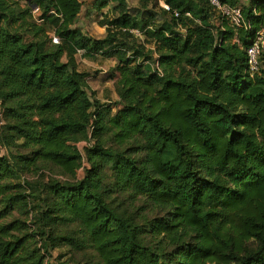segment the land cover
<instances>
[{
    "label": "trees",
    "instance_id": "obj_1",
    "mask_svg": "<svg viewBox=\"0 0 264 264\" xmlns=\"http://www.w3.org/2000/svg\"><path fill=\"white\" fill-rule=\"evenodd\" d=\"M158 2L93 0L95 39L81 0H0V264L60 247L77 264H264V52L253 76L246 59L264 1L239 30L209 0ZM78 56L115 61L116 107Z\"/></svg>",
    "mask_w": 264,
    "mask_h": 264
},
{
    "label": "rangeland",
    "instance_id": "obj_2",
    "mask_svg": "<svg viewBox=\"0 0 264 264\" xmlns=\"http://www.w3.org/2000/svg\"><path fill=\"white\" fill-rule=\"evenodd\" d=\"M84 4L83 12L80 16L78 27L82 29V31L95 39H102L105 36V30L100 26V22L102 20L103 13L107 12L108 9H104L102 12L95 11L91 9L93 0H81ZM128 3L129 10L133 13L137 8H139V0H126ZM162 0H159L158 4L162 6ZM240 7H244L239 5ZM88 8L91 10V13L88 14ZM109 18H112L116 15L114 12L108 11ZM134 14V13H133ZM138 39L143 42L144 37L140 35V33L134 31L133 32ZM153 48V46H148V48ZM78 65L80 69L84 70L88 73V86L91 90L90 93H93L94 97L98 99L101 104L109 105L111 107H116L118 99L116 97L115 92V81L116 74L113 72L115 67L114 60H105L103 58L97 57L94 60H86L81 57H77ZM116 109L113 108L112 113H115ZM5 124V116L3 110L0 106V134L2 131V127ZM84 143H78L77 147L79 150L83 151ZM0 155L8 156L7 149L0 144ZM45 176L60 178L55 169L46 168L42 172ZM78 178H82V171L78 172ZM26 179L36 180L37 176H27ZM67 249H63L60 247L51 253V256L46 258L45 264H77L76 260H72L70 255H65ZM81 261L82 259H78ZM85 262V261H84Z\"/></svg>",
    "mask_w": 264,
    "mask_h": 264
},
{
    "label": "built area",
    "instance_id": "obj_3",
    "mask_svg": "<svg viewBox=\"0 0 264 264\" xmlns=\"http://www.w3.org/2000/svg\"><path fill=\"white\" fill-rule=\"evenodd\" d=\"M264 1V0H263ZM209 4L226 19L229 24L235 29H247V25L244 21V16L240 7L229 6L222 3L220 0H209ZM162 7L166 10L169 8L162 3ZM32 14L35 16L38 14V9H33ZM178 14H175L177 16ZM190 17L189 14H186ZM52 42L58 43V39L53 37ZM264 52V27H261L254 31V35L249 40V46L246 49V59L248 72L251 76L257 74L260 70V57ZM81 54V52H80Z\"/></svg>",
    "mask_w": 264,
    "mask_h": 264
},
{
    "label": "crops",
    "instance_id": "obj_4",
    "mask_svg": "<svg viewBox=\"0 0 264 264\" xmlns=\"http://www.w3.org/2000/svg\"><path fill=\"white\" fill-rule=\"evenodd\" d=\"M233 2L237 3V5H242L244 7H252L255 5L256 0H232Z\"/></svg>",
    "mask_w": 264,
    "mask_h": 264
}]
</instances>
